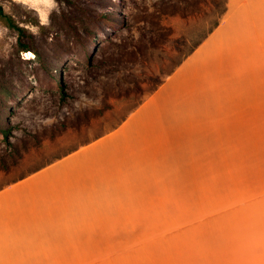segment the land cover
<instances>
[{"label":"crops","instance_id":"crops-1","mask_svg":"<svg viewBox=\"0 0 264 264\" xmlns=\"http://www.w3.org/2000/svg\"><path fill=\"white\" fill-rule=\"evenodd\" d=\"M0 264H264V0L104 134L0 186Z\"/></svg>","mask_w":264,"mask_h":264},{"label":"rangeland","instance_id":"rangeland-1","mask_svg":"<svg viewBox=\"0 0 264 264\" xmlns=\"http://www.w3.org/2000/svg\"><path fill=\"white\" fill-rule=\"evenodd\" d=\"M227 0H0V186L104 134L215 30ZM163 83L159 86L160 82Z\"/></svg>","mask_w":264,"mask_h":264},{"label":"trees","instance_id":"trees-1","mask_svg":"<svg viewBox=\"0 0 264 264\" xmlns=\"http://www.w3.org/2000/svg\"><path fill=\"white\" fill-rule=\"evenodd\" d=\"M226 10V8H225ZM225 13V11H224ZM0 17L6 21V23L8 24L9 27H11L12 29H14L15 31H17L18 33V44L20 45L21 49L28 51L31 50L32 47L28 42H24V39L28 38V33L27 31H25V29L20 26L12 17V15H10L9 13H7L4 8L2 7V5H0ZM220 22L217 23V26L219 25ZM216 26V27H217ZM215 27V28H216ZM163 83L160 82L159 86Z\"/></svg>","mask_w":264,"mask_h":264}]
</instances>
